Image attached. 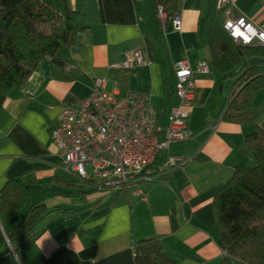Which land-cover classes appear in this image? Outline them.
Segmentation results:
<instances>
[{"label": "crops", "instance_id": "0c3cea01", "mask_svg": "<svg viewBox=\"0 0 264 264\" xmlns=\"http://www.w3.org/2000/svg\"><path fill=\"white\" fill-rule=\"evenodd\" d=\"M216 1L182 0L176 13L159 19L150 0H69L84 30L72 46L56 52L54 61H43L21 89L12 90L0 110V190L19 177L36 182L40 191L55 186L54 192L75 200L64 204L49 198L50 206L69 213L46 220L18 258L9 248L0 252V264H134L131 244L147 239L158 240L176 264L219 263L223 254L213 200L236 168L254 165L244 140L254 130L264 135V86L253 99L251 125L222 120L234 78H220L211 67L208 26L238 18L264 24V0H226L220 10ZM174 17L180 22L178 31ZM137 51L147 65L110 70ZM181 60L192 69L202 61L209 70L193 75L186 125L190 139L161 148L152 165L120 193L97 190L82 199L65 196L75 195L72 189L60 193L69 179L51 139L60 111L77 107L92 93L95 81L103 79L106 92L119 98L148 97L162 143L167 114L179 107L172 73ZM258 71L264 83V64ZM172 157L185 163L164 169ZM39 190L31 192L29 202L32 195L41 199L32 194Z\"/></svg>", "mask_w": 264, "mask_h": 264}, {"label": "trees", "instance_id": "16d2710c", "mask_svg": "<svg viewBox=\"0 0 264 264\" xmlns=\"http://www.w3.org/2000/svg\"><path fill=\"white\" fill-rule=\"evenodd\" d=\"M150 1L156 12L161 9L165 14L176 13L182 2ZM83 30L82 18L70 8L69 0H0V110L12 90L21 89L43 61H54L60 48L72 46ZM207 48L210 65L220 78L228 74L234 78L222 120L251 125L252 102L264 86L258 71L264 64V47L236 46L222 24L211 23ZM244 148L254 165L236 168L213 200L218 246L223 254L218 264H264L263 133L254 130L246 136ZM63 183L76 191L75 195L65 194L68 197L82 199L97 192L91 179L69 177ZM39 188L36 182L25 183L19 177L3 185L0 252L9 244L18 258L19 250L39 235L46 220L69 213L61 207L47 209L43 200L30 203L31 192ZM131 249L134 264H176L164 255L163 245L156 239L133 242Z\"/></svg>", "mask_w": 264, "mask_h": 264}, {"label": "built area", "instance_id": "2783aa9c", "mask_svg": "<svg viewBox=\"0 0 264 264\" xmlns=\"http://www.w3.org/2000/svg\"><path fill=\"white\" fill-rule=\"evenodd\" d=\"M225 5L226 0L216 1L218 10ZM157 17L163 19L161 9ZM179 28V19L174 17L173 29L178 31ZM222 30L236 46L264 47V24L253 25L238 18L224 22ZM144 65L146 61L137 51L126 54L122 63L109 68L116 71ZM208 71V65L202 61L196 63L195 69L186 60L173 65V87L179 107L167 114L162 143L158 138L161 128L155 124L147 96L119 98L106 92L105 81L97 79L92 93L77 107L60 111L51 133L64 173L81 181H95L98 191L120 192L152 165L161 148L190 139L186 125L194 95L193 75L194 72L205 75ZM184 163L172 157L164 162L163 168L172 169Z\"/></svg>", "mask_w": 264, "mask_h": 264}, {"label": "rangeland", "instance_id": "374dc122", "mask_svg": "<svg viewBox=\"0 0 264 264\" xmlns=\"http://www.w3.org/2000/svg\"><path fill=\"white\" fill-rule=\"evenodd\" d=\"M222 12H219V14L218 15H220ZM171 146H175V145H171ZM48 188V189H47ZM55 189V186H52V188H50V187H44L43 189H42V191H37V192H33L32 194H35L36 196H38V197H40L41 196V199L39 198V199H33V195H32V199H30V203H34V202H38V201H40V200H43V202H44V205L46 206V208L47 209H50V210H52L51 208H53V206H50V199L49 198H52V199H59V200H61L64 204H66L67 203V201H68V203L69 204H72V203H74V201H71V200H75V199H68V198H65L64 196L62 197V196H60V194H59V192H54L53 190ZM44 190H51V191H45L44 193H42ZM60 192H63V193H69L70 192V189H61V191ZM36 200V201H35ZM59 206V205H58ZM63 207L64 208H71L72 210H73V208L74 207H69V206H65V205H63Z\"/></svg>", "mask_w": 264, "mask_h": 264}, {"label": "water", "instance_id": "95a60500", "mask_svg": "<svg viewBox=\"0 0 264 264\" xmlns=\"http://www.w3.org/2000/svg\"><path fill=\"white\" fill-rule=\"evenodd\" d=\"M8 248L11 250V252L13 253V249L11 248V246L8 244Z\"/></svg>", "mask_w": 264, "mask_h": 264}]
</instances>
